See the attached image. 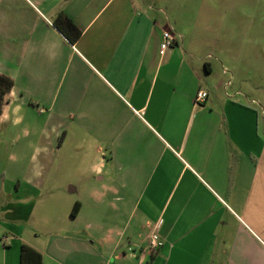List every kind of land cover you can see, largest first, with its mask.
I'll list each match as a JSON object with an SVG mask.
<instances>
[{
  "label": "crops",
  "instance_id": "obj_1",
  "mask_svg": "<svg viewBox=\"0 0 264 264\" xmlns=\"http://www.w3.org/2000/svg\"><path fill=\"white\" fill-rule=\"evenodd\" d=\"M207 2L0 0V74L14 82L0 115V264H20L22 245L43 264H264V0ZM165 30L177 44L160 54ZM225 40L259 101L225 91ZM58 157L89 178L73 203L54 200L71 181L43 193L37 217L33 191ZM63 202L67 215L80 204L70 224L53 217Z\"/></svg>",
  "mask_w": 264,
  "mask_h": 264
},
{
  "label": "rangeland",
  "instance_id": "obj_2",
  "mask_svg": "<svg viewBox=\"0 0 264 264\" xmlns=\"http://www.w3.org/2000/svg\"><path fill=\"white\" fill-rule=\"evenodd\" d=\"M214 1L215 0H208L207 5H206V10H214ZM199 8V4H198V0H190L189 3V8L188 10H198ZM153 10H158V8L153 9ZM233 51V49H232ZM231 51V46L228 43V41H224V47H223V58H228V60H230V64L231 66L234 68L235 70V78L231 79V74L230 76H227L225 78V81L223 82V87L225 88L226 84L228 82H230V86H228L226 88V92L230 93V94H235L237 91L241 92L244 96H248L249 99H254L256 101H259V98L256 96V94L251 93V90L249 87L245 86L244 83H246L244 77H243V67H245V62L242 63V65L237 64L238 62L235 61L233 58V53ZM225 60V59H224ZM226 61V60H225ZM220 64V63H219ZM238 74V76H236ZM39 158H34L29 160V166L31 169V172L33 173L34 171H36L39 167ZM59 157L58 159L53 158L51 164H49L50 168L47 167V172L44 173V175L42 176V181L44 182L45 188L43 191H33V194L35 195L34 198V202L37 205V209H36V214L37 217H39L40 214V210H41V206L42 204V200L44 199L43 193L47 194L48 190L52 189L55 193H57L60 186H66V183L68 181L70 184L67 186L66 188V192L64 193L65 196L60 193L58 194V196H56L54 198V200L57 201H64V199L69 198L71 200V203H73V201H75L76 199H79L81 197V195L83 194V189H84V185L87 183V181H85V179L89 178V176H82V175H70V174H66L64 169H61L59 166ZM75 185L79 186L80 191L78 192H74V193H70V188L75 187ZM63 198V199H62ZM41 202V203H40ZM72 205V204H71ZM71 207V206H69ZM65 208V204L63 202V206H61L59 209L57 207H53V217L57 218V222L58 219L61 218L65 223L70 224V219H71V212H69V214L67 215L68 211L70 208ZM73 208V206H72ZM71 211V210H70ZM63 213V216H62Z\"/></svg>",
  "mask_w": 264,
  "mask_h": 264
},
{
  "label": "trees",
  "instance_id": "obj_3",
  "mask_svg": "<svg viewBox=\"0 0 264 264\" xmlns=\"http://www.w3.org/2000/svg\"><path fill=\"white\" fill-rule=\"evenodd\" d=\"M55 27L70 41L75 44L80 39L82 33L76 25L64 14L58 15L54 22ZM14 87V82L7 76L0 74V115L2 107L6 103V98ZM80 209V204L76 203L71 212V217H76ZM20 264H43V256L33 248L22 245L20 251Z\"/></svg>",
  "mask_w": 264,
  "mask_h": 264
},
{
  "label": "built area",
  "instance_id": "obj_4",
  "mask_svg": "<svg viewBox=\"0 0 264 264\" xmlns=\"http://www.w3.org/2000/svg\"><path fill=\"white\" fill-rule=\"evenodd\" d=\"M177 44L175 34L171 30H165L162 34V40L159 46L160 54H164L168 49L174 47ZM208 98V93L204 90L198 91L195 97V104H203ZM151 246L157 248L161 246V243L153 239L151 241Z\"/></svg>",
  "mask_w": 264,
  "mask_h": 264
}]
</instances>
